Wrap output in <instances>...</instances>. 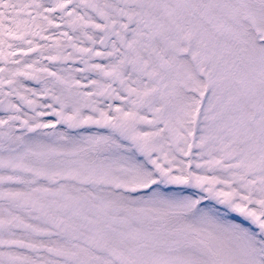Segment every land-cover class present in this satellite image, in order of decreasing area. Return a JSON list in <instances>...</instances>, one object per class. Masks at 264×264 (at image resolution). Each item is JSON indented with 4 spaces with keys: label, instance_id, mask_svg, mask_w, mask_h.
Listing matches in <instances>:
<instances>
[{
    "label": "snow or ice",
    "instance_id": "1",
    "mask_svg": "<svg viewBox=\"0 0 264 264\" xmlns=\"http://www.w3.org/2000/svg\"><path fill=\"white\" fill-rule=\"evenodd\" d=\"M0 264H264V0H0Z\"/></svg>",
    "mask_w": 264,
    "mask_h": 264
}]
</instances>
